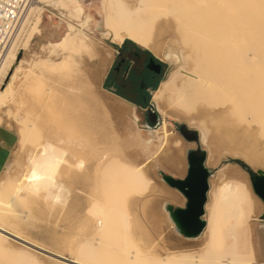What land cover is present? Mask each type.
Returning <instances> with one entry per match:
<instances>
[{
	"label": "bare ground",
	"instance_id": "obj_1",
	"mask_svg": "<svg viewBox=\"0 0 264 264\" xmlns=\"http://www.w3.org/2000/svg\"><path fill=\"white\" fill-rule=\"evenodd\" d=\"M53 2L65 8L74 17H79L82 13L79 0H55ZM136 3H133L136 4L133 7L129 4V6L122 7V10H120L121 5L120 8L117 7V14L121 16L118 23H122V18L126 17L125 14L135 16L139 15L140 11H147L143 0ZM211 4L213 5L210 3L209 6ZM238 4L240 5L241 2ZM171 6H175L173 12L180 11L183 14L182 19L179 17L177 21V17L171 14V18L170 16L160 18L154 26L152 35H148L143 26L136 29L125 27L128 40L150 50L173 66L167 77L162 82L160 81V86L152 93L151 101L154 110L156 112L158 110L161 116L170 115L178 119H182L181 116H187L185 121L189 125L200 126L199 141L201 145L208 148L206 159L208 165H212L210 146L213 144L215 147L228 149L230 152H239L240 157L250 163L253 168L264 169V0H252L247 10L239 7L238 10L231 9L232 11H229L232 13L231 19L228 18L231 21L224 19L210 26V29H205L204 26V28H199L204 25L199 16L202 6L193 9L182 8L184 10L176 5ZM215 8L216 6L212 9ZM244 12L250 15L248 19L261 18L262 22L255 23L253 30H247V32L225 29L237 19L238 14L244 17L242 15ZM110 14L106 11V17L104 16L108 27V20L112 17ZM39 22H41L40 17L35 27L34 25V28L31 27L32 32L27 33L29 36L25 44L23 43L24 48L22 47V55L19 59V54L17 55L12 50L14 45L6 46L2 59H0V68L5 65L8 58H11L8 64L10 72L6 76L5 87L0 92V106L14 97L16 90L13 92L12 86L22 71L25 63L24 57L31 46L34 35L40 33ZM68 29L72 31L74 26L69 24ZM119 30H115L114 40L121 43L123 39L119 37ZM87 38L90 37L86 34L71 39V33L68 32L62 37V42L48 43L41 47L47 57L59 51L62 55L69 51L74 54L80 52L86 53L90 58H98V64L101 65L99 69L94 67L81 69L77 66V62L74 65L77 82L70 81L65 75L76 92L84 94L82 92L85 90L91 93V99L82 97L89 107L86 105L85 108L80 109L75 118V121L81 124L83 131L76 137L75 144H73L74 150L81 156L74 161L77 167L70 179L72 191L69 196L71 199L67 196L61 200L65 202L61 208L66 206L65 215L70 210L69 221L76 223L79 230L84 231L88 228L91 230L90 235L82 234L84 237L81 236L78 240L79 243L89 242L91 245L83 251L87 258L80 261L64 256L63 254H70L71 249L74 248L69 240L71 238L63 236L62 230L51 229L47 226H42L30 237L25 236L26 241L12 235L10 245L0 246V250L20 252L19 260L26 264H264V222H255L257 217L252 216L253 213L260 212L262 205L253 195L254 193L252 194L247 175L241 171V175L230 172L229 176H226L230 182L226 186L229 191L215 193L219 179H221L220 176H225L226 167L217 171V180L213 181L211 188L209 187V199L205 204L209 216L202 239L199 238L201 240L197 243L182 241L174 242L175 245L169 243L173 241L174 233L178 235L179 233L166 207L168 200L175 201L177 195L168 189L157 187L153 180L149 183L148 171L155 173L157 177L161 167L158 164H161L169 172L179 173L182 170V156L179 155H181L183 145H178L182 143L167 127L159 129L157 141L150 144L140 142V136L135 134L139 124L137 117L134 116L132 105L121 99L117 100L121 103L116 101L117 105L110 104L108 102L110 100L107 101L100 94L103 90L101 83L105 74L106 56L100 53L97 44ZM170 38L175 44L167 42ZM54 47L56 50L52 51L51 48ZM171 47L175 53L168 58L166 54L168 48ZM38 57L35 64L33 63L35 67H39L37 71H43V69L51 71V67L54 68V61ZM28 70L32 74V69ZM32 75H35L34 72ZM24 76L28 77V74ZM60 77L62 78L63 75ZM23 82L24 80L20 84ZM85 95L88 96L87 93L83 96ZM242 111L246 113L243 120L239 116ZM162 121H167V119L163 117ZM142 128L146 129L147 136H153L158 127ZM129 142L133 144H128ZM62 143L61 145L65 144ZM83 148L86 150L81 153ZM99 164L105 165V172L101 179L98 171L96 172ZM55 169L57 168L54 167ZM95 178L99 181L97 186L93 183ZM64 186L67 187L65 184ZM100 209L104 210L102 218L96 214L93 215ZM65 215L64 218H68ZM13 217L7 212L0 213V219L4 221H10ZM119 218L122 222L121 226L117 225L119 222L116 223ZM141 222L148 225V232L143 231ZM102 227L107 230L100 235L97 231ZM167 228L172 234L167 233ZM131 234L140 240L141 245L138 242L135 243L136 241L129 244L133 238L127 237L126 239L125 236ZM16 244L25 246L20 247ZM4 259L7 258L1 261ZM11 261L13 262V258Z\"/></svg>",
	"mask_w": 264,
	"mask_h": 264
},
{
	"label": "rangeland",
	"instance_id": "obj_2",
	"mask_svg": "<svg viewBox=\"0 0 264 264\" xmlns=\"http://www.w3.org/2000/svg\"><path fill=\"white\" fill-rule=\"evenodd\" d=\"M53 1L55 0H31L29 4L25 7L23 13L21 14L13 30L11 40L8 44V45H14L12 46L14 47L12 48V50L13 52L17 53V55L21 53L22 49L24 48L23 43L25 44V40H27L28 38L27 36H29V34L32 32L31 30H33V28L37 24L36 22H38V18L40 17L41 22H39L38 24L40 33L34 35V39L31 42V46L29 47V50L26 52V55L24 57L25 63L23 65L22 71L20 72L19 76L16 77V80L12 86L13 92L16 90L14 93L15 98L13 97L6 104L0 106V114H1L0 115V213L7 212L10 216H14L10 221H4L0 219V246L10 245V243L12 242V237H13L12 235H16L19 237V239L26 241L25 236L30 237L31 234H33V232L34 233L37 232L38 230H40L42 226L45 227L47 226L48 228L51 229L62 230L64 232L62 233L63 236L65 235L71 238L69 240L73 244L72 247L76 249L72 248L70 254H63V255L81 261V260H86L87 255L83 253V251L91 245H89V242L79 243L78 240L81 239L82 234L90 235L91 230L90 228L84 231L79 230L77 228L76 223L74 224L73 222H71L72 220L69 221L70 210L68 209L69 212H67V215H65L67 211L66 206H63V209L65 211L61 209L62 205L65 204V202L63 203L61 200H63V198H66L67 196L71 199V197L69 196L72 191L71 189L72 187L70 185L71 182L70 179L73 176L72 175L73 171L77 167L74 161H76V159L81 156L78 152L74 150L73 144H75L76 137L83 131L81 124H78L75 121V118L78 115V111L80 109L85 108L87 105V103L83 98L89 97L91 99V95H90L91 93L90 91L86 92L84 90L85 92L83 91L82 93L84 94L87 93L88 96L86 95L83 96L84 94H81L78 91L76 92V90H74L73 87L67 81L66 76L70 81L77 82L76 79L77 74L74 70V65L77 62H78L77 66H79L81 69H84L85 67L86 68L94 67L96 69H99L101 65L98 64L99 63L98 58L97 59L96 57L90 58V56L87 55L86 53L83 54L80 52L74 54L72 53V51H69V52H65V54L62 55L61 52L59 51L51 55L50 57H47L46 53L41 50V47L44 44H48V43L62 42V37L65 36L68 32L71 33V39H74L75 37H79V36H85L87 34L90 37L87 39L97 44L100 53L106 56V63L104 64V72L106 73V70L111 65L114 59L115 51H117L120 45H123L126 42V40H128V38H126L127 34L125 32L126 31L125 27L128 26L131 29H136L139 28L140 26H143V28L146 30V33L148 32L147 33L148 35H152V33H154L153 32L154 26L157 25L156 23L159 22L158 20L160 18L166 16L167 17L170 16L169 18H171V15H173V17L174 16L175 18L177 17L176 20L178 19L177 21H179V17L180 18L183 17V14L180 11H174L175 13L173 12L175 6L173 7L171 5H176V7H180L181 9L182 8L193 9L202 6L201 7L202 11L200 12L199 16H201L202 18L201 23L204 25H202L199 28L201 29L205 27V29H210V26L216 23H220L224 19L225 21L226 20L231 21L229 19H231L232 13H229V11L231 12L232 10L235 9L238 10L239 8L247 10L252 0H229V1L227 0V2L225 0L224 1L222 0H143L145 2L144 4L147 7V11L146 12L140 11L139 15H135V16H129L128 14H125L126 17L122 18L121 24L117 22L119 21V19H121V16L117 14V9L120 8V5H121L120 10H122V7L124 8L129 5L132 7L135 6L137 4L136 2L140 0L137 1L136 0H79V5L82 8V13L79 17H74V15L72 16V14H70L65 8L55 5L54 4L55 2ZM187 1L189 3L191 1V3L189 4ZM168 2L169 4L173 2V4L169 5L167 4ZM238 2H241V4L239 5ZM210 3H213V5L211 4L212 6L211 5L209 6ZM168 6L171 8H169ZM215 6L216 8L213 10L212 8H214ZM218 6L220 8H217ZM32 8H34L35 10ZM165 9H167V11ZM216 9L218 10L215 12ZM33 10L37 12H34ZM225 10L227 13L225 12ZM28 11H30L31 14ZM106 11L111 13L110 15L114 18V20L112 17L109 18L108 20L109 27L106 26V20H105ZM171 11L172 13H170ZM209 12L211 13L213 12V13L211 14ZM166 13H168L169 15L168 14L166 15ZM222 13H224V15H222ZM176 14L178 15L176 16ZM238 15L236 16L237 21L234 20L233 23L226 26L225 29L227 30L229 29L230 31L233 30L239 32L242 31L247 32V30L248 31L253 30V28L255 27L254 26L255 23L257 22L260 23V21L262 22L261 18H254L252 20L248 19L247 17L250 15H247V13L245 12L244 14L242 13L244 17ZM211 16H213V18H211ZM213 19L214 21H212ZM140 21L141 23H138ZM194 22H196V20ZM239 22L241 23L239 24ZM124 23H126L127 25ZM69 24H72L74 26V29L72 31H69L68 29ZM18 29H20L21 32L20 30L18 31ZM115 30H119L118 32L119 37H122L123 39L121 43L114 40ZM14 39L17 40L14 41ZM13 42L15 43L13 44ZM131 42L134 43L135 46L143 48L137 43L133 41ZM167 42L169 44L171 43L175 44L172 38L168 39ZM99 45H101L102 48ZM186 49H188V47H186ZM51 50L55 51L56 48L55 47L51 48ZM168 50H170V52L174 51L173 47H171L170 49L168 48ZM38 56H40V58L41 57L45 58V60L48 59L54 61V68L51 67L50 69L49 66L48 68L51 71L46 69H43V71L42 70L37 71L39 67L38 68L35 67L34 64L36 59L39 58ZM160 59L162 60L165 66V72H164L165 73L164 79H165L172 70L173 66L169 62L163 60L162 58ZM10 60L11 58H8L5 65L0 68V72H1L0 92L3 89V87H5L4 84L6 82V76L10 72L8 70V64ZM30 64L31 66L29 67ZM28 69L30 70L32 69L31 73L33 74L34 72L35 75L30 74V71ZM26 71L29 72L27 73ZM48 72L50 75L48 74ZM43 73L45 74L43 75ZM27 74L28 77L24 76ZM61 75H63V77L65 78L64 79L63 77L61 78L60 77ZM23 80L24 82L20 84V82H22ZM86 80L87 79H85V81ZM109 92H110L109 90L105 89V90H101L100 94L107 101L110 100L108 101L110 104L117 105L118 103H121L120 101H117L120 99L113 97V95H111ZM104 93L107 96H105ZM149 103L152 104V101L150 100L148 104ZM153 103L155 104L156 102ZM130 105H132L133 107L132 110L134 111L133 112L134 116L137 117L138 119L139 125L137 126V131L135 132V134L136 136L137 135L140 136V142L150 144L151 142L157 141L158 140L157 132L159 131V129H161V127H167L168 129L171 130V132L174 134L176 139L179 140L180 143H182V144H178L181 146L183 145L182 149L184 150V151L182 150L180 153L181 155H179L180 157L182 156L181 157L182 170L179 173H172L169 172L167 169H165L163 165L158 164L161 167L158 170L157 177L155 173L151 172L152 173L151 174L150 171H148V175H149L148 181L149 183H151L153 180L157 187L159 188L161 187V189H168L172 193H175L177 195V199L175 201L178 202L179 204L183 203V205L181 206L184 207L186 203L185 196L178 189L170 186L164 180L163 177L165 175H171L174 178H180V179L186 178L188 171L187 152L190 150H196L198 148V145L196 142H191L187 140L179 132V128L182 125H185L189 130L196 131L197 136L199 138L200 126H197L198 127L197 128L196 126L189 125L185 121L187 116L186 117L181 116L182 119H178L170 115L161 116L160 112L157 109L156 110L158 112L159 118L155 122V124L150 123L151 126H149L145 115L146 112V110L144 109L145 107L136 108L133 104L130 103ZM182 114H186V113L182 112ZM239 116L243 120L244 117L246 116V113L242 111L239 114ZM163 117L167 119V121H162ZM245 119L248 120L247 118ZM141 126L145 128L146 127H150V128L158 127V128L155 130L153 136H147L145 132L146 129L141 128ZM60 138H62L61 141L63 140L62 141L63 143L60 141ZM61 143L62 144L65 143V144L61 145ZM128 144H133V143L129 142ZM201 144L202 143H200V146L202 149L206 151V157H207L208 148ZM52 145L55 147H53ZM62 147L63 149L64 147L66 148L63 150L61 149ZM210 148L212 150V155L210 158L211 160L210 163L212 165H208L206 162L207 169L211 171V175L208 178L209 187L211 188L213 181L217 180V171L223 167H226V172L224 171L225 176L223 177L222 175L220 176L221 179H219V184L215 191V193L217 192V194L225 190L229 191L228 188H226V186L230 182L226 176H229L230 172L237 173L238 175H241L240 171L242 173L244 172L247 175L248 181L251 185V189H252L251 191H253L252 194L254 193L253 195H255V197L260 201V204L262 205L260 212L256 213L257 216L255 213H253L252 216L253 218L257 217L255 222L257 221L264 222L263 219L264 201L254 192L251 184V176L249 174V171H252V176H256L261 172L264 173V169L253 168L250 165V163H247L242 157H240L239 152H230L228 149L215 147V145L213 144L212 146H210ZM66 149L69 152H67ZM83 149L82 152L80 150L81 153L85 152L86 150V148ZM46 150L48 151L46 152ZM64 151L66 154L64 153ZM62 156H64V158ZM53 165L57 169L54 170ZM67 171L70 172L68 173ZM97 171H98V176L101 179L105 172V165L99 164L96 167V172ZM107 179H109V177H107ZM93 181H94L93 182L94 186H97L99 183L97 178H95ZM61 182L63 185L62 184L60 185ZM64 184L66 186L68 184L69 185L65 187ZM58 187H60L61 189H57ZM62 187L64 188L62 189ZM65 188H69V189L66 190ZM208 199H209V191L207 193L206 203ZM178 203L174 202L172 208H174L175 204ZM122 206L124 207L125 205L123 204ZM62 213L65 215V217L68 218H64V215H62ZM94 214L102 218V216H104V210L103 209L97 210L96 212L93 213V215ZM208 216H209L208 212L205 209L202 219L206 221L208 219ZM61 220L68 222L63 223ZM117 220H119L116 221V223L119 222L117 225H120L122 223L121 219L119 218ZM141 225L143 231L145 233L148 232L149 230L148 225L145 222H141ZM254 225H256V223ZM104 230L107 229H105V227H102L97 232H99V234L101 235V233ZM204 230L205 228L203 229L202 233L195 238H185L183 235L181 234L178 235L175 232L174 235L172 236L173 241L172 242L169 241V243L172 245H175L174 242L177 241L197 243L202 239ZM167 233L172 234V232H170V229L168 228H167ZM83 237L84 236H82V238ZM127 237L133 238L131 240L132 242H130L129 244H132L133 241H136L135 243L138 242V244L141 245L140 240H138V238L135 235L131 234L130 236H125L126 239ZM76 241L78 242V244ZM245 241H247L246 238ZM16 245L20 247L25 246L23 244L21 245L16 244ZM58 253L61 254V252ZM18 256H20V252L18 251L15 252V251L0 250V257L7 258L4 259L5 261L3 260L4 262L1 261L3 258H0V264L2 263L26 264V263H21ZM12 258H13V262L11 261Z\"/></svg>",
	"mask_w": 264,
	"mask_h": 264
},
{
	"label": "water",
	"instance_id": "obj_3",
	"mask_svg": "<svg viewBox=\"0 0 264 264\" xmlns=\"http://www.w3.org/2000/svg\"><path fill=\"white\" fill-rule=\"evenodd\" d=\"M21 55L22 54L19 53L18 59ZM152 66H155V64L151 61L149 68H152ZM148 105L147 123L151 126L149 119H153L155 124L159 115L154 110L153 104L149 103ZM180 132L184 137L185 135L183 132H192L195 134L198 148L187 152L188 171L186 178H174L171 175H165L163 178L170 186L178 189L188 200L185 208L178 207L174 211V214H171L173 220L174 217L176 219V229L178 233L185 238H195L202 233L206 226V221L202 219V216L205 212V204L209 190L208 178L211 175V171L206 167V151L200 146L197 132L189 130L185 125L180 127ZM249 174L251 176V184L254 192L264 201V173L261 172L256 176H252V171H249ZM171 209L172 207L169 206L168 211L170 212Z\"/></svg>",
	"mask_w": 264,
	"mask_h": 264
},
{
	"label": "crops",
	"instance_id": "obj_4",
	"mask_svg": "<svg viewBox=\"0 0 264 264\" xmlns=\"http://www.w3.org/2000/svg\"><path fill=\"white\" fill-rule=\"evenodd\" d=\"M149 51L131 44L120 45L103 77L102 89L109 90L111 95L133 104L136 108L148 106L152 93L160 86L165 76L164 63ZM151 61L154 62V67L158 66L156 70L149 68ZM173 201L167 202V212L169 206L172 207L174 202L178 203ZM177 207L182 206L178 203L174 208Z\"/></svg>",
	"mask_w": 264,
	"mask_h": 264
},
{
	"label": "built area",
	"instance_id": "obj_5",
	"mask_svg": "<svg viewBox=\"0 0 264 264\" xmlns=\"http://www.w3.org/2000/svg\"><path fill=\"white\" fill-rule=\"evenodd\" d=\"M31 0H0V59L9 44L13 30Z\"/></svg>",
	"mask_w": 264,
	"mask_h": 264
},
{
	"label": "flooded vegetation",
	"instance_id": "obj_6",
	"mask_svg": "<svg viewBox=\"0 0 264 264\" xmlns=\"http://www.w3.org/2000/svg\"><path fill=\"white\" fill-rule=\"evenodd\" d=\"M174 52L172 51V52H170V50H168V53H167V57L168 58H170L171 56H172V54H173ZM153 68V70H156L157 68L156 67H152ZM145 110H146V112H145V115H146V119L148 120V106H146L145 108H144ZM149 123H154V120L153 119H149ZM141 128H142V126H141ZM179 132H180V128H179ZM181 133V132H180ZM183 134L185 135V137H186V139L187 140H189V141H191V142H196V140H195V134H193L192 132H183ZM188 202V200L186 199V203ZM186 203H185V206L183 207V208H185L186 207ZM178 208V207H177ZM176 210V208H172L171 209V211H170V216H171V214H174V211ZM171 219H172V221H173V223H174V225H175V227H176V219H175V217H174V220H175V222H174V220H173V218L171 217Z\"/></svg>",
	"mask_w": 264,
	"mask_h": 264
},
{
	"label": "trees",
	"instance_id": "obj_7",
	"mask_svg": "<svg viewBox=\"0 0 264 264\" xmlns=\"http://www.w3.org/2000/svg\"><path fill=\"white\" fill-rule=\"evenodd\" d=\"M126 44H131V45H134V43H132L131 41H129V40H126V42H125Z\"/></svg>",
	"mask_w": 264,
	"mask_h": 264
}]
</instances>
